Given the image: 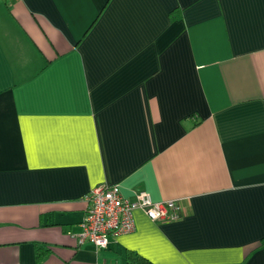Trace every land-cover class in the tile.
<instances>
[{
    "label": "crops",
    "instance_id": "1",
    "mask_svg": "<svg viewBox=\"0 0 264 264\" xmlns=\"http://www.w3.org/2000/svg\"><path fill=\"white\" fill-rule=\"evenodd\" d=\"M112 184L182 216L80 244ZM131 253L264 264V0H0V264Z\"/></svg>",
    "mask_w": 264,
    "mask_h": 264
},
{
    "label": "built area",
    "instance_id": "2",
    "mask_svg": "<svg viewBox=\"0 0 264 264\" xmlns=\"http://www.w3.org/2000/svg\"><path fill=\"white\" fill-rule=\"evenodd\" d=\"M88 209L80 223V244L107 248L110 236L135 229L134 214L141 210L152 221H173L182 216L178 200L156 201L147 190H138L134 199L122 193L119 184L98 186L87 195Z\"/></svg>",
    "mask_w": 264,
    "mask_h": 264
},
{
    "label": "trees",
    "instance_id": "3",
    "mask_svg": "<svg viewBox=\"0 0 264 264\" xmlns=\"http://www.w3.org/2000/svg\"><path fill=\"white\" fill-rule=\"evenodd\" d=\"M42 250H43V248H40L39 247V249H38V256H39V258H41L43 256V254L40 253ZM131 254L132 255L128 258V261H129L128 264H144V263L141 262V259H140V257L137 254H135V253L134 254L131 253Z\"/></svg>",
    "mask_w": 264,
    "mask_h": 264
}]
</instances>
